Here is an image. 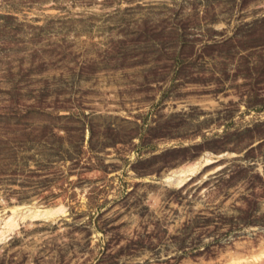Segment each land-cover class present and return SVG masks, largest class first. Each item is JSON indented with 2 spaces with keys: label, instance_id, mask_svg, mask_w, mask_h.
Instances as JSON below:
<instances>
[{
  "label": "rangeland",
  "instance_id": "374dc122",
  "mask_svg": "<svg viewBox=\"0 0 264 264\" xmlns=\"http://www.w3.org/2000/svg\"><path fill=\"white\" fill-rule=\"evenodd\" d=\"M0 264H264V0H0Z\"/></svg>",
  "mask_w": 264,
  "mask_h": 264
},
{
  "label": "bare ground",
  "instance_id": "6f19581e",
  "mask_svg": "<svg viewBox=\"0 0 264 264\" xmlns=\"http://www.w3.org/2000/svg\"><path fill=\"white\" fill-rule=\"evenodd\" d=\"M209 161H210V158L207 157L206 159H201L194 164H191V165L176 169L174 171H171V173H169L164 178V181L166 183L172 184L173 186H176V187L181 186L186 180H188L191 176H193L200 168H202L203 165H206ZM60 210H62V208L41 209V210L40 209H31L29 211H25L23 213V216L27 215L28 217H32V218L48 219V218H52ZM13 213L14 212H12V214ZM16 225H17V223H15V222H9L8 226H7L8 228L6 229V231L12 230ZM1 232H3V231H1ZM262 254H260L259 257H262Z\"/></svg>",
  "mask_w": 264,
  "mask_h": 264
}]
</instances>
